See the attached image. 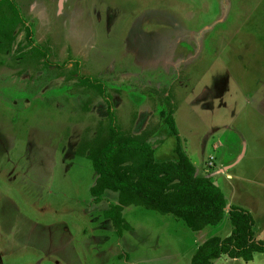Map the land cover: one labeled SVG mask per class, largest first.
Here are the masks:
<instances>
[{
  "label": "rangeland",
  "instance_id": "374dc122",
  "mask_svg": "<svg viewBox=\"0 0 264 264\" xmlns=\"http://www.w3.org/2000/svg\"><path fill=\"white\" fill-rule=\"evenodd\" d=\"M13 1L22 21L0 50V264H129L105 217L115 193L95 200L97 173L77 154L111 117L126 132L157 127L158 162L176 161L180 142L227 200L224 220L200 232L126 208L132 260L191 264L205 239L231 233L233 205L264 240V0ZM214 264H264V253Z\"/></svg>",
  "mask_w": 264,
  "mask_h": 264
},
{
  "label": "trees",
  "instance_id": "16d2710c",
  "mask_svg": "<svg viewBox=\"0 0 264 264\" xmlns=\"http://www.w3.org/2000/svg\"><path fill=\"white\" fill-rule=\"evenodd\" d=\"M21 21L15 2L0 0V50L12 47ZM99 91L105 95L104 89ZM111 109L110 105V112ZM169 122L176 133L174 120ZM158 130L147 127L141 133L126 132L111 117L106 130L101 129L94 139L82 142L77 149L79 156L91 160L98 175L90 190L95 200L99 201L107 190L118 193L119 203L105 211L118 236L130 229L123 210L131 205L173 215L196 232L218 225L225 218L227 200L223 190L210 175L197 174L196 165L180 142L176 161H156L149 140ZM229 219L231 233L206 239L198 246L191 264H214L222 256L249 262L256 254L264 253V240L255 239V219L250 211L233 205Z\"/></svg>",
  "mask_w": 264,
  "mask_h": 264
},
{
  "label": "crops",
  "instance_id": "0c3cea01",
  "mask_svg": "<svg viewBox=\"0 0 264 264\" xmlns=\"http://www.w3.org/2000/svg\"><path fill=\"white\" fill-rule=\"evenodd\" d=\"M196 168H197V174L198 175H204V174H200V169H199V167H197L196 166ZM220 168H223V167H220ZM225 168H227V166L225 167ZM228 168H229V166H228ZM97 177H98V175H97ZM96 177V178H97ZM107 191H110V190H107ZM106 191V192H107ZM113 192V191H112ZM115 193V199H114V201L112 202V204H118L119 203V199H118V197L116 196V194H117V192H114ZM128 207H131V206H126V207H124V210H123V215H124V211H125V209L126 208H128ZM227 209V208H226ZM249 211V210H248ZM251 212V211H250ZM125 217V216H124ZM126 219V218H125ZM126 221H127V219H126ZM128 223H130L129 221H127ZM111 223H112V221H111ZM4 225H5V222H4V219H2V220H0V236L2 237V239L3 238H6V239H8V236L7 235H5V233L3 232L4 231ZM114 230H115V228H114ZM205 230V229H204ZM116 231V230H115ZM132 232H134V230L130 227V229L129 230H125L124 232H123V235L122 236H118L117 235V238H116V241H115V243L113 242L112 244L113 245H117L118 247H120V249H121V251L120 252H115V255L118 257L119 256V254H122V253H124L126 256H125V258H127L126 259V262L127 263H129V264H151V262H150V254H147L145 257H142V258H137V260H132L131 258H130V252H127V253H125V251L123 250V242L125 241V238H126V236H127V234H129V233H132ZM200 232V231H199ZM208 239V238H207ZM206 240V239H205ZM204 240V241H205ZM203 241V242H204ZM201 245V244H200ZM109 251H106L107 253H112L113 252V249L112 248H110V249H108ZM147 256H148V258L149 259H146L147 258ZM1 257V256H0ZM193 257V256H192ZM119 258V257H118ZM192 259V258H191ZM2 260V259H1ZM241 260V259H240ZM3 261H1L0 263H2ZM150 262V263H149Z\"/></svg>",
  "mask_w": 264,
  "mask_h": 264
}]
</instances>
